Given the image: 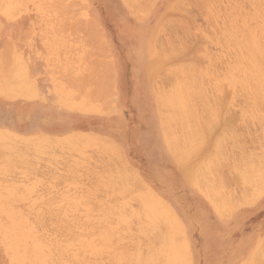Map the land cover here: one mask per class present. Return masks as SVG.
<instances>
[{
	"label": "rangeland",
	"instance_id": "374dc122",
	"mask_svg": "<svg viewBox=\"0 0 264 264\" xmlns=\"http://www.w3.org/2000/svg\"><path fill=\"white\" fill-rule=\"evenodd\" d=\"M0 60V264H264V0H0Z\"/></svg>",
	"mask_w": 264,
	"mask_h": 264
},
{
	"label": "bare ground",
	"instance_id": "6f19581e",
	"mask_svg": "<svg viewBox=\"0 0 264 264\" xmlns=\"http://www.w3.org/2000/svg\"><path fill=\"white\" fill-rule=\"evenodd\" d=\"M128 1H129V0H128ZM145 5H146V4H145ZM134 12H135V11H134ZM136 12H138L137 15H139V16H141L142 13H144V12H142V11H141L142 13L139 12V11H136ZM139 13H141V14H139ZM204 16H205V15H204ZM199 17H201V16H199ZM248 23H249V22H248ZM174 34H175V33H174ZM162 35H164V34H162ZM162 35H161V36H162ZM258 41H259V40H258ZM262 42H263V41H262ZM158 43H159V41H158ZM257 43H258V42H257ZM244 45H245V44H244ZM246 47H247V46H246ZM244 48H245V47H244ZM248 48H250V47H248ZM253 48H254V47H253ZM250 49H251V48H250ZM254 51H256V50H254ZM254 51H253V52H254ZM259 51H260V50H259ZM256 53H257V51H256ZM255 55H256V54H255ZM235 56H236V55H235ZM168 57H169V56H168ZM240 58H241V57H240ZM0 61H1V60H0ZM0 64H1V62H0ZM194 64H195V63H194ZM250 65H251V64H250ZM247 66H248V65H247ZM260 67H261V66H260ZM249 68H250V67H249ZM262 68H263V66H262ZM249 70H251V69H249ZM254 70H255V69H254ZM257 71H258V70H257ZM252 73L254 74V72H252ZM261 73H262V72H261ZM261 75H262V74H261ZM254 76H255V75H254ZM263 76H264V74H263ZM263 76H262V77H263ZM234 77H235V76H234ZM100 78H101V77H100ZM174 79H175V78H174ZM98 80H99V79H98ZM105 81L108 82L107 79H106V80L104 79V82H105ZM173 81H174V80H173ZM110 82H111V81H110ZM110 82H109V83H110ZM98 83H99V81H98ZM96 84H97V83H96ZM99 84H100V83H99ZM106 84H107V83H105V86H106ZM97 85H98V84H97ZM102 85H103V84H102ZM248 85H249V83H248ZM103 86H104V85H103ZM254 91H255V90H254ZM256 93H257V92H256ZM252 94H253V93H252ZM195 95H196V94H195ZM246 95H247V94H246ZM198 96H199V95H198ZM199 97H200V96H199ZM212 101H213V100H212ZM216 103H217V102H216ZM213 104H214V103H212V105H213ZM217 104H218V103H217ZM202 110H203V109H202ZM200 112H201V111H200ZM201 113H202V112H201ZM195 114H196V113H195ZM185 116H186V115H185ZM188 116H189V115H188ZM199 117H200V116H199ZM199 117H198V118H199ZM198 129H200V127H199ZM228 138H229V137H228ZM235 143H236V142H235ZM188 149H189V148H188ZM221 151H222V150H221ZM225 157H226V154H225L224 158H225ZM251 160H252V159H251Z\"/></svg>",
	"mask_w": 264,
	"mask_h": 264
}]
</instances>
